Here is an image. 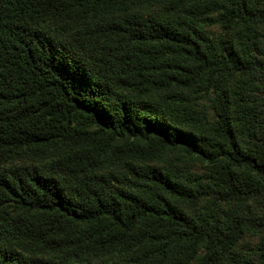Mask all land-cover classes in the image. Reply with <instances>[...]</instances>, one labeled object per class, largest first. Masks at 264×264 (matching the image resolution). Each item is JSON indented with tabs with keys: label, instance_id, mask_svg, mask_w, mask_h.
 Here are the masks:
<instances>
[{
	"label": "trees",
	"instance_id": "obj_1",
	"mask_svg": "<svg viewBox=\"0 0 264 264\" xmlns=\"http://www.w3.org/2000/svg\"><path fill=\"white\" fill-rule=\"evenodd\" d=\"M0 264H264V0H0Z\"/></svg>",
	"mask_w": 264,
	"mask_h": 264
},
{
	"label": "rangeland",
	"instance_id": "obj_2",
	"mask_svg": "<svg viewBox=\"0 0 264 264\" xmlns=\"http://www.w3.org/2000/svg\"><path fill=\"white\" fill-rule=\"evenodd\" d=\"M203 106H204V102H203Z\"/></svg>",
	"mask_w": 264,
	"mask_h": 264
}]
</instances>
